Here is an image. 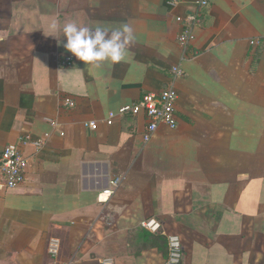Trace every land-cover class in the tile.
I'll return each mask as SVG.
<instances>
[{"label":"crops","instance_id":"1","mask_svg":"<svg viewBox=\"0 0 264 264\" xmlns=\"http://www.w3.org/2000/svg\"><path fill=\"white\" fill-rule=\"evenodd\" d=\"M194 2L0 0V154L27 159L23 184L0 179V264H54L52 238L57 264H166L167 234L181 264H264V0H208L185 50ZM51 20L134 39L126 60L85 64L45 35ZM170 86L178 124L146 140V117L119 109Z\"/></svg>","mask_w":264,"mask_h":264},{"label":"built area","instance_id":"2","mask_svg":"<svg viewBox=\"0 0 264 264\" xmlns=\"http://www.w3.org/2000/svg\"><path fill=\"white\" fill-rule=\"evenodd\" d=\"M168 6L175 9L184 3V0H166ZM196 9L190 12L184 20L182 30L179 35V42L186 50L194 38V31L196 25L201 21L200 8L206 6L208 0H195ZM69 64L70 58L66 60ZM172 73L175 77L184 74L181 66L172 67ZM178 101V92L173 86L167 87L160 92L145 93L142 98L134 103L124 104L119 109L120 115L138 116L143 114L148 122L146 140L154 135L161 124L167 125L171 128H176L178 124L176 116V104ZM66 105L74 106L75 102L72 99H66ZM109 123L112 122L110 118ZM90 128L96 129L97 124L91 122L88 124ZM27 140L30 137L26 136ZM35 144L38 147H43L44 139L36 140ZM27 173V159L25 158L20 146L16 143L8 144L0 154V179L8 188H15L23 184L26 180ZM122 182V178H118L112 182L113 187L104 190L101 201H108L115 193L116 188ZM143 228L154 233H162L163 225L156 218H147L140 224ZM168 242V257L166 264H181L184 258V247L181 237L177 234H167ZM48 251L52 256L54 264L60 262L61 243L58 238L50 240ZM100 264H114L110 257H105L100 261Z\"/></svg>","mask_w":264,"mask_h":264},{"label":"clouds","instance_id":"3","mask_svg":"<svg viewBox=\"0 0 264 264\" xmlns=\"http://www.w3.org/2000/svg\"><path fill=\"white\" fill-rule=\"evenodd\" d=\"M57 31H62V36L66 38L63 47L75 58L85 64L98 66L103 62L114 64L126 60L129 45L134 39L133 30L127 24L116 28L103 25L90 28L68 22L60 29L58 22L51 20L45 35L59 38L60 36L56 35Z\"/></svg>","mask_w":264,"mask_h":264},{"label":"trees","instance_id":"4","mask_svg":"<svg viewBox=\"0 0 264 264\" xmlns=\"http://www.w3.org/2000/svg\"><path fill=\"white\" fill-rule=\"evenodd\" d=\"M159 237H161V236H159Z\"/></svg>","mask_w":264,"mask_h":264}]
</instances>
